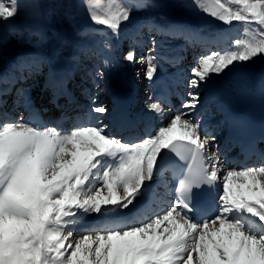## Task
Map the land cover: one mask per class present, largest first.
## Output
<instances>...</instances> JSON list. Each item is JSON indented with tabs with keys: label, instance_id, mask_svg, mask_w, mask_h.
I'll return each instance as SVG.
<instances>
[{
	"label": "snow or ice",
	"instance_id": "6c2138e0",
	"mask_svg": "<svg viewBox=\"0 0 264 264\" xmlns=\"http://www.w3.org/2000/svg\"><path fill=\"white\" fill-rule=\"evenodd\" d=\"M200 11L242 32L227 46L205 50L194 66L181 109L137 138L108 131L100 120L81 118L69 129L23 118L0 121V264H264V161L225 167L201 138L194 116L212 74L264 56V0H193ZM96 35H119L137 0H83ZM20 0H0V26L19 14ZM105 51L112 45L102 41ZM155 40L152 44L155 45ZM135 62L136 52L124 56ZM155 57H140L145 76ZM106 57L104 64H109ZM98 77L103 73L97 72ZM98 88V85H97ZM6 89L0 88V96ZM151 99V98H150ZM160 115L159 101L146 105ZM89 113L108 108L91 98ZM176 161L175 168L164 162ZM171 171L174 200L147 197L136 214L82 227L108 209L124 211L154 177ZM212 190L208 210L192 205L194 189Z\"/></svg>",
	"mask_w": 264,
	"mask_h": 264
},
{
	"label": "rangeland",
	"instance_id": "374dc122",
	"mask_svg": "<svg viewBox=\"0 0 264 264\" xmlns=\"http://www.w3.org/2000/svg\"><path fill=\"white\" fill-rule=\"evenodd\" d=\"M123 2L127 4L129 0H123ZM137 2L146 3L148 6L133 7L131 9V18L122 24L119 35H113L111 31H108L105 37L95 34L94 29L102 26H96L90 21L84 8L83 0H64L63 2L60 0H20L21 10L19 14L14 20L0 26V77H10L12 72H19L20 77L16 80L19 81H15L16 90L13 95L21 92L23 87L27 90V93H25L26 99L30 97V100L35 98L41 103L48 102L54 92L52 89L53 71L50 64L52 62L51 59L53 60L57 54L62 52H69L72 55V59L67 61V63L76 66L77 73L65 87L67 90L73 89L71 92L77 103L89 105L91 98L95 97L97 104H103L107 107L110 96L113 97L118 87L116 80H121V86H123L125 82H129L126 81L129 79L134 82L136 89L132 84L130 88L133 87L138 92L136 96L131 94L135 96L131 102L139 111H148L146 105L155 101L153 94L149 93L150 87H152V79H155L159 71L163 70L156 61L159 53L167 51L178 54L180 52L179 48L185 42H188L190 38H199L198 42L189 44V48L187 47L186 49V55L189 51V59L186 62V72L183 80L189 79L190 68L194 66L200 55L206 54L205 50H216L227 46L226 42H224L221 45L210 44V46L214 47L210 48L208 46L209 48L205 49L199 41H215L218 37L217 33L220 34L225 31L228 25L200 11L194 6L193 0H137ZM62 16H65L64 23L70 35L69 39L62 34V30L59 27ZM235 24L238 27L241 26L242 29L245 27L239 22H233L229 30L235 29L236 32L232 33L231 31L229 33L227 30L226 32L234 37L242 32V29L238 30L235 28ZM202 27H204L203 30H200ZM105 39L112 45L111 51L104 50L102 41ZM153 39L156 42L155 45L152 44ZM130 49H134L136 52L137 59L135 62H128L124 59L125 54ZM149 53L155 57L153 63L156 65V71L151 80L146 78L145 65L140 63V57L143 56L147 59ZM112 55L115 57L113 58ZM106 57L110 61L107 65L103 63ZM252 60L235 63L225 70V74L230 75L229 73L235 70L236 66H245L249 69L248 73L254 66L256 67L254 70H256L258 65ZM70 65L67 66V71L68 67H70L71 71L68 72L75 74V67L72 68ZM115 71H117L116 74L121 76L117 79H112ZM97 72L103 73V76L98 77L96 75ZM128 75L129 77L127 78ZM25 76H28L26 77L29 79L28 83L23 80L26 79ZM34 76H36V80ZM21 77L23 78L20 81ZM223 77L220 76L218 78L221 79ZM218 78L211 82L210 78L199 89L193 90L200 92V104L196 110L198 108L204 109L201 113L210 115L211 118H214L217 113L215 102L212 107L209 105L214 97L212 83L219 80ZM186 90L187 92L190 90L187 84ZM23 95L24 93H21V96ZM128 95L130 93L125 94V96L129 97ZM184 96L186 98V93ZM14 102L15 99H11L8 103L12 104ZM178 102L175 106L180 107V100ZM21 103L15 102V107L19 109ZM111 103L107 107L109 115H112L109 112L113 108V102L111 101ZM207 104L209 105L207 106ZM162 107L165 108L164 106ZM208 107L209 112H207ZM5 108H7V105H5ZM165 109L169 111H164L162 114L171 113L170 116H173L177 112H174L171 107ZM18 112H20V116L17 119H21L25 111H20L19 109ZM153 113L150 111L146 116H152ZM97 115L100 121L108 125L107 114ZM200 118L201 116L197 117V119ZM212 126L215 127V125ZM108 127L110 128L111 126ZM208 141H211L210 146L212 139H208ZM96 216L94 214L86 218V220H94ZM84 224L82 222L81 225Z\"/></svg>",
	"mask_w": 264,
	"mask_h": 264
},
{
	"label": "bare ground",
	"instance_id": "6f19581e",
	"mask_svg": "<svg viewBox=\"0 0 264 264\" xmlns=\"http://www.w3.org/2000/svg\"><path fill=\"white\" fill-rule=\"evenodd\" d=\"M61 2H63L64 0H60ZM70 1V0H69ZM64 18H65V16H62L61 18H60V24H59V27L61 28V30H62V34L63 35H65L68 39H69V32L67 31V29H66V25H65V23H64ZM176 24V23H175ZM149 25V24H148ZM242 25V24H241ZM154 26H156V25H154ZM178 26V25H177ZM191 27V26H190ZM193 27V26H192ZM201 27V26H200ZM199 27V28H200ZM174 28V27H173ZM189 28V27H188ZM197 28V27H196ZM203 28L204 27H202L200 30H203ZM221 28V27H220ZM235 28L236 29H242V27L240 26V27H238V25H236L235 24ZM170 29V28H169ZM178 29H180V27H178ZM184 29H185V27H184ZM225 29V28H224ZM230 29V26L228 25L227 27H226V30L230 33L231 31H232V33H234V32H236V30L235 29H233V30H229ZM161 30V29H160ZM160 30H159V32H160ZM182 30V29H181ZM215 30H217V28H215ZM226 30L225 31H223L222 33H220V34H217L218 35V37L216 38V43L218 42H222V41H227V38H228V32H226ZM192 31V30H191ZM185 32H187L186 30H185ZM196 32V31H195ZM190 33V32H189ZM199 33V32H198ZM212 33V32H211ZM204 35V34H203ZM214 35V34H213ZM196 36H197V33H196ZM200 36H201V34H200ZM191 37V36H190ZM193 39H194V37L193 38H191V40H189L188 42H186V44H184L182 47H180L179 48V53H181V54H183V55H185L186 54V49H187V47H188V45L189 44H191V43H193L192 41H193ZM197 39V38H196ZM201 39V38H200ZM197 40H199V38L197 39ZM213 40H215V39H213ZM198 42V41H197ZM205 43H207L206 42V40H202V42H201V44L204 46V47H208V45L207 44H205ZM211 48H212V46H211ZM113 50V49H112ZM115 53V52H114ZM169 55H172L173 56V54H169ZM178 55V54H177ZM113 56V55H112ZM186 56V55H185ZM115 56H113V58H114ZM72 59V55L69 53V52H62L61 54H57L56 55V57H54L53 58V60H52V62H51V67H52V71H53V82H52V84H54L55 85V94H53V96L51 97V98H54L58 93H60V91L61 90H64V91H66L65 89H64V87H62L61 85H60V83H56L55 84V82L58 80V78H57V67L56 66H58L59 64H62V63H67V61H69V60H71ZM258 60V61H257ZM254 63L256 62V64L258 65V67H263V70H259V69H256V70H253L252 72H251V74H250V79H251V81H254L255 83H258V84H260L263 88H264V56H259V57H255V59L254 60H252ZM64 63V64H65ZM241 63V62H240ZM69 64L67 63V65H66V67L68 66ZM79 69V68H78ZM76 67H75V69H74V71L76 72ZM80 70H81V68H80ZM68 71H71V68L70 67H68ZM9 72H12V71H9ZM239 71H237V72H234V73H232V74H230L229 76H231V77H235L236 75H237V73H238ZM69 73V72H68ZM72 73V72H71ZM117 73V71H115V72H113V75H112V79H117L118 77H120L121 75L120 74H116ZM73 74V73H72ZM223 75H225V72L224 73H222V74H220L219 76H217L216 74H212V76L210 77L211 78V80H210V82L211 81H214V80H216V78H218V77H223ZM157 76V78H159V77H163V75L162 74H159V75H156ZM20 77V75H19V72H12V76L9 78V79H6L4 76L2 77V78H0L1 79V85H0V88L3 86V85H5L6 87H7V85H10V81H12V82H15L18 78ZM34 79L36 80V76H34ZM156 79V78H155ZM219 79V78H218ZM224 79V78H223ZM25 80V79H24ZM188 80V79H187ZM117 81V89H116V92L113 94V97H112V102H113V108L112 109H110L109 110V112L113 115V111L115 110V108H116V106H118V105H120V103H121V99L122 98H127L128 99V97L127 96H125V94H127V93H130V94H133L132 93V91L130 90V86H131V83L130 82H123L124 83V85L121 87V84H122V82H121V80H116ZM5 82V83H4ZM2 83H4V84H2ZM217 87V84L215 85V87L213 88V90H214V97L212 98L213 99V101H212V103L209 105L210 107H212V104L215 102V100H217V97H218V94L215 92V88ZM121 90V93L119 94L118 93V91H120ZM21 93H24V96H25V93H27V90H26V88H23L22 90H21V92L17 95V99L15 98V102H19V101H24V103L26 102V101H28V99H25V97H22L21 96ZM118 93V94H117ZM180 93H182L183 95H184V91L183 90H180ZM124 96V97H123ZM132 97H135V96H131L130 98H132ZM185 97V96H184ZM175 101V104H177V103H179L177 100H174ZM90 104L89 105H83V104H76V103H74V102H72V103H70V112L71 111H74V113L73 114H77V116L76 117H81V118H84V117H88V118H90V119H92V120H99V118H98V115L97 114H91V113H88V111H89V109H90V107H91V102H89ZM174 104V105H175ZM29 106H31V105H29ZM201 111H203L202 109H200V108H198L197 110H195V113H194V116H195V118L197 119V117H199V116H201V118L199 119L200 121H201V124L205 121V122H209L210 124H212V125H215L216 127L218 126L217 125V121L215 120V118H216V116L214 117V118H211L210 117V115H207V114H202L201 113ZM70 112H68V113H65L64 114V119H65V117H67V119L64 121V123L65 124H69L68 125V129L73 125H71L70 123H71V120H70V118H72V117H69V114H70ZM71 114H72V112H71ZM148 115H152V114H148ZM171 115V113L170 114H167V113H165V114H161V117L159 118V119H163V120H165V121H167V120H169L170 119V116ZM153 116V115H152ZM154 117V116H153ZM164 117H165V119H164ZM73 119V118H72ZM0 121H3V120H0ZM212 122V123H211ZM151 124H155V123H153V122H150V124L149 125H151ZM148 125V126H149ZM108 126H109V124H108ZM147 128H149V127H147ZM108 131H110L111 133H113V130L111 129H109V127H108ZM205 133H202V132H200V135H201V137L204 135ZM209 142V144L211 143V141H208ZM220 143V141L218 142V144ZM163 190V192H161ZM165 191H166V189L164 188V189H161L157 194H156V196H155V198H157V202H158V204L159 205H161V206H163V204L164 203H166L168 200H172L171 199V197H170V195L168 194V192L166 191V194H165ZM137 202L135 201L134 202V205L136 204ZM131 208V206H129V208L127 209V210H129ZM127 210H124V211H119V210H116V209H108V210H106V212H105V214H103V215H98V220H97V222L96 223H93V224H101V222L102 221H104V218H105V220H107L108 218H110V217H112V215H114V216H124V214L123 213H125ZM90 219V218H89ZM89 222H92V221H87L86 223H89ZM108 222V221H107Z\"/></svg>",
	"mask_w": 264,
	"mask_h": 264
}]
</instances>
